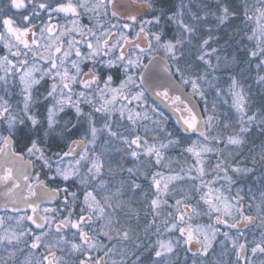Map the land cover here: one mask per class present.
I'll return each mask as SVG.
<instances>
[{
	"label": "snow or ice",
	"instance_id": "6c2138e0",
	"mask_svg": "<svg viewBox=\"0 0 264 264\" xmlns=\"http://www.w3.org/2000/svg\"><path fill=\"white\" fill-rule=\"evenodd\" d=\"M183 9L7 0L0 264H264V0Z\"/></svg>",
	"mask_w": 264,
	"mask_h": 264
},
{
	"label": "trees",
	"instance_id": "16d2710c",
	"mask_svg": "<svg viewBox=\"0 0 264 264\" xmlns=\"http://www.w3.org/2000/svg\"><path fill=\"white\" fill-rule=\"evenodd\" d=\"M166 2L169 5L174 4L176 6H179L181 4V2H183V5H184V9L183 10H184L185 15H186V17L188 19H190L191 16L194 15V14L204 15L205 11H208V10L215 11V6L217 4V0H166ZM232 2L234 4H241L242 0H232ZM6 3H7V0H0V10L4 9ZM248 3H249V0H248ZM173 10H176V9L174 8ZM11 13H13L12 10H11ZM209 19H213V18L209 17ZM240 19L241 20L243 19L242 12H241ZM236 23H239V21H236ZM175 27L176 26L174 24H171V23H169V24H167L165 26L166 31H168L169 34H171V32L175 30ZM245 42L248 44L249 47L253 46V44L255 43L254 41L253 42H247L246 39H245ZM255 61H256L255 58H252L253 72H255ZM246 89L249 91L250 96L252 97L253 104L256 107H259V105H260V97L264 93H262L260 85H258L256 83V81L254 79V76L246 81ZM201 107H203L202 103H201ZM220 111H221V113L226 111V106H222ZM165 114L168 115L166 112H165ZM172 125H174V123H173V121L171 119L170 127ZM170 155L173 156V157H176L177 156V152L170 153ZM212 162L215 163L214 160ZM248 166H251L250 162H249ZM173 167L178 168L179 165L173 164ZM208 178H211V176H209ZM262 182H264V177H262L261 174H260V171L257 170L255 173L251 174V178L250 179L248 177H244L243 179L238 180V183L232 188L231 191L235 193V191L239 188V189H241V195L247 194L248 196H250L252 194H255V195L258 196L259 192L261 190H264V189L261 188ZM216 186L219 187L220 185L217 184ZM245 202L248 203V200L246 199ZM195 219L198 220L199 223L209 222V220H208V218L206 216L205 217L195 218ZM219 239H223V237L220 236ZM183 253H184V251H181L179 253V255L176 257V259L181 261ZM137 254H139V253H137Z\"/></svg>",
	"mask_w": 264,
	"mask_h": 264
},
{
	"label": "flooded vegetation",
	"instance_id": "af4514ba",
	"mask_svg": "<svg viewBox=\"0 0 264 264\" xmlns=\"http://www.w3.org/2000/svg\"><path fill=\"white\" fill-rule=\"evenodd\" d=\"M15 13H16V19L18 20V19H19V15H20V14H23V10H16V9H15ZM15 13H14V14H15ZM83 22H84L85 24H88V23H89L88 18H87L86 16L83 17ZM72 115H73V113L69 110V111H67L65 114H62L61 119H62V120H64V119H68V118H70Z\"/></svg>",
	"mask_w": 264,
	"mask_h": 264
},
{
	"label": "rangeland",
	"instance_id": "374dc122",
	"mask_svg": "<svg viewBox=\"0 0 264 264\" xmlns=\"http://www.w3.org/2000/svg\"><path fill=\"white\" fill-rule=\"evenodd\" d=\"M253 2L255 3V0H249V4H253ZM12 12H13V14L15 13V9H12ZM15 18H16V13H15ZM255 64H256V61H255ZM236 192V191H235ZM233 194H234V192H232ZM225 194H227V192L225 193ZM208 222H206V223H201V224H207ZM221 227V231H224V230H226V229H224L223 228V226H220ZM191 256V254H186V257L183 255V257H182V260L181 261H183V260H185L187 257H190ZM188 264H191V260L189 259L188 260Z\"/></svg>",
	"mask_w": 264,
	"mask_h": 264
},
{
	"label": "water",
	"instance_id": "95a60500",
	"mask_svg": "<svg viewBox=\"0 0 264 264\" xmlns=\"http://www.w3.org/2000/svg\"><path fill=\"white\" fill-rule=\"evenodd\" d=\"M167 113H169L167 110H165ZM170 114V113H169ZM173 122L175 123V118L172 117Z\"/></svg>",
	"mask_w": 264,
	"mask_h": 264
}]
</instances>
